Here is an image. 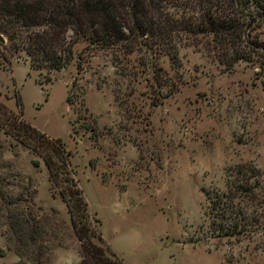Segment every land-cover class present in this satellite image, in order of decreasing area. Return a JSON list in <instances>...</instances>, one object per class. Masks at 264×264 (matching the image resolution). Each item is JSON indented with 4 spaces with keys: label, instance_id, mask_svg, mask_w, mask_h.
I'll return each instance as SVG.
<instances>
[{
    "label": "rangeland",
    "instance_id": "rangeland-1",
    "mask_svg": "<svg viewBox=\"0 0 264 264\" xmlns=\"http://www.w3.org/2000/svg\"><path fill=\"white\" fill-rule=\"evenodd\" d=\"M249 27L264 43V21ZM0 38V180L39 220L42 264L77 263L78 243L41 158L4 133L10 118L69 151L102 245L124 264H264V73L255 62L224 66L209 38L196 37L178 44L174 64L143 50L96 48L83 51L77 71L79 40L67 66L47 73L30 69L24 52ZM243 165L258 174L249 181L255 200L234 199L247 225L223 235L218 224L232 220L209 200ZM3 230L0 264H14Z\"/></svg>",
    "mask_w": 264,
    "mask_h": 264
},
{
    "label": "trees",
    "instance_id": "trees-1",
    "mask_svg": "<svg viewBox=\"0 0 264 264\" xmlns=\"http://www.w3.org/2000/svg\"><path fill=\"white\" fill-rule=\"evenodd\" d=\"M263 14L264 0H0V33L24 52L30 69L47 73L67 66L73 59L72 46L79 40L85 46L74 59L77 71L83 51L96 48L116 49L121 54L143 50L151 56L165 55L174 64L178 44L196 37L209 38L224 66L255 62L258 73H264V43L247 31L251 23L264 21ZM149 68L154 83L161 85L157 62ZM65 101L70 102L68 96ZM15 102L19 106L18 97ZM3 131L41 158L50 188L63 202L78 243L79 260L75 264H124L102 245L99 222L87 211L72 177L70 153L60 140L47 138L18 118H10ZM257 176L253 167L239 166L233 177L227 178L226 192L209 200L220 218L232 220L230 225L218 224L217 230L223 235L238 234L246 227L237 201L255 200L254 185L249 181ZM7 186L0 180L5 248L18 257L14 264H42L47 250L41 242L44 230L29 206L19 207L23 199L8 192Z\"/></svg>",
    "mask_w": 264,
    "mask_h": 264
},
{
    "label": "water",
    "instance_id": "water-1",
    "mask_svg": "<svg viewBox=\"0 0 264 264\" xmlns=\"http://www.w3.org/2000/svg\"><path fill=\"white\" fill-rule=\"evenodd\" d=\"M263 17H264V14H263ZM2 41V39L0 38V42Z\"/></svg>",
    "mask_w": 264,
    "mask_h": 264
}]
</instances>
